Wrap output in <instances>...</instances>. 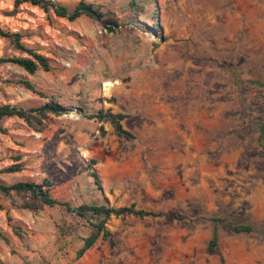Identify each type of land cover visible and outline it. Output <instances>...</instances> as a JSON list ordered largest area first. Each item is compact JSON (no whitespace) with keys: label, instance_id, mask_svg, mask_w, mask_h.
I'll list each match as a JSON object with an SVG mask.
<instances>
[{"label":"rangeland","instance_id":"rangeland-1","mask_svg":"<svg viewBox=\"0 0 264 264\" xmlns=\"http://www.w3.org/2000/svg\"><path fill=\"white\" fill-rule=\"evenodd\" d=\"M15 1L0 0V28L21 34L53 69L31 75L8 62L22 54L0 36V105L45 104L21 84L30 82L68 112L43 133L4 122L0 181L49 179L73 209L135 205L161 216H112L115 245L101 235L77 259L94 220L64 206L32 212L0 192V232L9 238H0V264H264V0H55L134 17L135 30L116 33L30 4L11 15ZM156 21L158 32L147 31ZM100 110L127 116L134 138L89 118ZM17 163L22 172H2ZM231 224L255 230L237 234Z\"/></svg>","mask_w":264,"mask_h":264},{"label":"trees","instance_id":"trees-1","mask_svg":"<svg viewBox=\"0 0 264 264\" xmlns=\"http://www.w3.org/2000/svg\"><path fill=\"white\" fill-rule=\"evenodd\" d=\"M22 4H30L34 7H38L47 14L53 13L57 18L66 19L70 22H74L82 17L89 18L91 20L99 23L105 30L109 33H116L121 28L131 27L135 30L136 26L131 22L134 17H127L125 19L117 17L113 13L104 11L100 6L95 4L80 2L75 8L69 9L55 0H16L15 1V11L11 13L13 15L16 13L17 9ZM147 31L157 33L160 29V25L156 21L153 23L151 28L147 27ZM0 36L7 39L10 44L18 50L22 56L13 57L8 62L16 64L21 67L27 73L33 75L40 70L45 72L52 71L53 67L50 59L47 57L36 53L34 50L30 49L27 45L22 42V35L19 33L7 32L0 28ZM5 62V61H4ZM29 91L42 98L46 99V103L39 107H19L10 104L0 105V133L7 134L8 129L4 126V122L8 119L18 118L24 121L29 128L37 133L45 132L53 123L54 117L58 118L67 114L68 109L63 107L54 97H48L43 92L36 89V87L30 82H21ZM90 119H96L100 123L108 121L113 127L118 137L125 138L127 140L133 139L134 135L126 130L122 122L127 118L123 114H115L112 110L103 111L100 110L97 115L89 117ZM101 131L104 134V128L101 127ZM260 141L264 140V126H260ZM20 158L17 159V162ZM97 164L96 160H92L90 164V169L92 170L91 176L95 179V184L100 186V179L98 174L93 171L94 166ZM24 170L23 163H17L5 168L2 172L6 174L20 173ZM54 183L49 179H44L42 182L37 183L34 181H20L11 185H6L4 182L0 181V192L5 196H15L22 201L20 208L30 210L32 212H37L42 207L54 208L56 206H64L69 212H76L78 216L91 222L94 220L96 223H92L96 229L91 233V235L83 239L84 244L82 248L77 253V259L81 258L87 251H89L98 241L99 237L102 235L103 240L110 242L111 245H115L112 233L107 229L106 223L112 217H127L134 216L139 219H144L147 217H159V213H154L146 210H137L135 205L129 207L121 208H111L106 205H82L77 209H73L69 203H62L53 196ZM0 209L3 210L2 205ZM12 222V219H8ZM214 222L221 221L220 219H212ZM14 233L17 236L21 235V227L16 225H11ZM231 229L234 233L250 234L254 232V227L250 225H234L231 224ZM0 238L3 239L7 244L9 243V238L4 233L0 232ZM217 230L213 235V239L209 245V251L211 253L215 252L217 246ZM221 264H224V259L221 260Z\"/></svg>","mask_w":264,"mask_h":264}]
</instances>
